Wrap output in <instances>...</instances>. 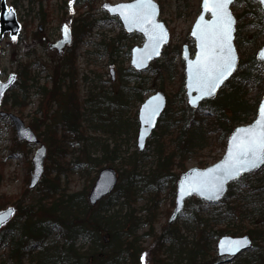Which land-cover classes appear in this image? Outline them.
I'll return each instance as SVG.
<instances>
[{"label":"rangeland","instance_id":"rangeland-1","mask_svg":"<svg viewBox=\"0 0 264 264\" xmlns=\"http://www.w3.org/2000/svg\"><path fill=\"white\" fill-rule=\"evenodd\" d=\"M106 1L118 3L131 0H93V9H90L89 4H84L83 0H7V3L16 10L18 20L22 24V29L17 40L11 39L7 33L2 39L0 50L2 80L7 79L11 73H16L18 77L11 91L19 89L20 76L16 71L18 59L21 62L29 63L31 75L36 76L41 86L49 82L47 86L51 87L53 80L52 78L50 79V74H53L58 53L55 49L51 50L48 43L55 42L61 38L62 26L64 24L72 28L71 24L78 17V11L83 14L90 10V13L93 14V20H98L90 35L85 37L77 48L69 53V57L76 58L78 67L77 85L79 100L82 102V107H84L82 112L85 113L83 114L84 119H82L85 139L77 143L78 141L72 135L68 137L66 140L68 153L62 161L65 172L61 173V181L66 183L67 190L69 192L83 190L87 193V200L94 184L92 182L95 181L101 169L106 167L114 168L118 172L119 183H121L122 176H124L123 179L126 177V167L122 164L127 162L135 153H142L143 156H140L138 167L133 172L134 175L150 177L155 172L158 161L157 143L153 137L148 140L143 152L138 150L137 132L139 124L136 126V120L141 102H138L136 97L134 99L133 97L129 98L130 88L138 84H136L137 82H129L126 77L127 72H125V69L130 67L132 47L142 45L144 39L139 33L126 34L120 22H117V17H112L103 10L102 5ZM156 1L161 8L160 18L166 23L170 31V43L165 46L161 57L154 60L146 71L140 73L142 84L138 85V90H142L143 99L148 98L157 91H163L167 97V107L165 110L169 108V105H172L174 114L175 111L177 112L174 115L177 124L164 131L163 138L165 147L173 150L176 155V158H172L169 162L172 172L175 174L179 173L180 175L191 167L204 168L220 160L224 155L227 139L232 132L230 134L226 133L221 140H218L217 137L222 131L218 127L215 129L212 126L213 115H210L204 109L200 112V116H198V118H202V120L198 119L199 122L196 120L191 121V123L188 122L194 117L193 114H188L186 119L181 118L183 113L181 108L187 104L186 98V102L181 104L180 95H178V89L183 80L182 73L183 77H185L184 62L181 58V51L180 54L175 53V51L177 48L182 49L184 44H188L193 56L195 47L193 39L189 36V32L199 15L201 0ZM232 10L236 17L237 15H242L247 10L239 21L237 17V24L241 28V37L237 36L235 40L239 59L244 62L248 57L256 55L260 46L264 44V10L257 1H253L251 7H248L244 2H236L232 5ZM43 15H45V21L41 20ZM39 26L42 28L38 29ZM102 44H104V47ZM169 48H172V50L168 55H165V52ZM153 65L162 66L160 74L151 71ZM258 70L260 75L264 76V67L258 66ZM53 77L56 79V75ZM247 84V87H249L247 98L253 100L259 94L260 87H263L264 81L260 82V84H257L255 81ZM35 89H30L28 105L19 109H9V107L3 108L1 106L0 110L21 116L26 125L31 126L40 137L41 142L46 145L47 156L45 159L44 176L47 170L49 148L43 133L49 120L46 114L47 107L37 112L44 99V95L40 90L36 93ZM119 91L123 92V98L124 100L126 98L127 105L117 106L115 103V96ZM49 95L51 96L52 93L47 94V96ZM58 108L59 106H57ZM54 109L55 107H51L49 114ZM230 116H232L231 113ZM247 123L249 122L239 121L234 125H245ZM38 124H40L39 127H37ZM160 124L158 123L155 131L161 128ZM198 125H201V129L205 133L204 137L207 140L206 144L202 145V148H200V145L203 144L201 135L197 134L198 138L196 137L190 144L188 139ZM183 126H185V129H183ZM163 130L161 129L159 133ZM61 133L62 130H59L58 136ZM57 138L59 141H62L60 137ZM150 141L151 143H149ZM37 147V144L31 145L18 140L11 121L0 117V200H2L0 202V206L2 205L0 210L8 206H16L18 208L16 203L20 201L21 203L30 204L42 198L41 193H39L41 182L35 188L29 187L33 172L32 158ZM111 152L120 155V158L114 160L111 166L106 161L98 167L90 161V158H96L99 162L111 160ZM184 157L185 161L182 159ZM73 163L78 165H73ZM180 163H183L185 167L180 168ZM73 166L74 168L71 170L70 167ZM81 169H86L89 173L81 172ZM183 169L184 171H182ZM163 174L166 177L161 175L160 178L162 179L155 189L149 190L146 188V183H144L146 180H141V184L136 186V190L134 189V202L128 207L123 206L124 213L127 211L131 212L134 219H139L141 222L150 217V224H144L138 231L143 236L141 245L143 247H150L149 259L145 258L148 264H155V259L159 255L156 249H154L152 236L145 235L149 227L150 229L153 228L157 234L170 227L175 229L180 228V233L190 246L194 241H199L201 230L204 228L197 221L194 224L195 219L186 214L187 209L192 205L190 199H197L203 202L199 206V215L203 218H219L218 213H223L228 203L232 205L238 198L237 194L240 188L245 187L243 183V186L234 190L232 187L235 186L237 181L232 182L228 187L224 199L217 203H208L196 197H191L186 200L185 207L179 217L169 223L170 215L175 207L177 179L173 180V176ZM251 174H257L255 177L250 178L252 180L257 176H263L264 167L248 175ZM134 175L131 179L132 182L136 178ZM90 183L92 186L88 187ZM124 183L123 181L121 185H124ZM230 189H233L235 193L226 200ZM262 199L264 200V195ZM118 206H115L113 209H117ZM16 216L17 213L14 219ZM225 225L221 224L220 226L225 227ZM211 229L214 231L218 230L217 227L215 228L212 225L207 226L208 231ZM244 234L247 233L234 235L224 232L219 238L223 235L241 236ZM58 237V230H55L48 241L50 242ZM216 243L217 241H214L212 245L214 246L213 254L215 255H217ZM166 244L169 246L168 242ZM77 245L87 249L90 244L88 240L79 236L77 238ZM253 246L254 242L251 248L240 253V255L250 252ZM181 248H184V246ZM181 248L168 249L170 260L181 257ZM8 250L9 241L7 240L4 246L0 248V262L6 261ZM231 262L230 260H225V258L218 257L216 263L231 264ZM25 263L30 264L27 258L25 259ZM127 264H141V261L137 260V256H132L131 261L128 260Z\"/></svg>","mask_w":264,"mask_h":264},{"label":"trees","instance_id":"trees-1","mask_svg":"<svg viewBox=\"0 0 264 264\" xmlns=\"http://www.w3.org/2000/svg\"><path fill=\"white\" fill-rule=\"evenodd\" d=\"M253 1L255 0H236V2L246 3L248 7H251ZM83 3L89 4L90 9L94 7L93 0H83ZM246 12L247 10L242 15H237L238 21ZM41 20L45 21V15L41 17ZM97 22V19L93 20V14L90 13V10L74 19L72 22L75 37L74 50L85 37L90 35ZM117 22L119 23L118 20ZM240 29V25L237 24L236 36L239 38L241 37ZM123 34L125 35L124 32ZM102 45L104 47V44ZM179 49L177 48L175 53L180 54L181 49ZM171 50L172 48H169L165 55H168ZM17 63L16 71L20 76V83H17L19 89L14 91H11V89L5 94L2 107L19 109L28 105L30 89L36 88V93L40 90L44 95V99L37 112L47 107L46 114L49 121L46 123L43 135L49 148V154L47 170L40 181L41 186L39 187V193H41L42 198L30 204L21 203V201L16 203L18 207L16 218L0 231V248L4 246L7 240L9 241L6 261L0 262V264H26V258L30 264H127L128 260L131 261L132 256H137L138 261H140L141 257L149 259L150 247L141 245L143 236L138 231L144 224H150V217L141 222L139 219H134L131 212L127 211L124 213L123 206L128 207L134 202V189L136 190V186L141 184V180H146L144 183H146V188L150 190L158 187L159 181L162 179L160 177L164 175L163 173L167 176H173V180L179 178V173H173L169 163L172 158H176L175 152L165 147L163 138L164 131L177 124L174 117L177 112L175 111L174 114L172 105H169V108L165 110L159 121L161 128L152 134L153 139H156V151L158 154L155 172L150 177L134 175L133 172L138 167L140 156H143L142 153H135L127 162L122 164L126 167V177L123 179L124 176H122L121 171L122 181L108 195V199L106 200V197L98 204L93 205L87 200V193L83 190L69 192L66 183L61 181V173L65 172L62 161L68 153L66 140L70 135L78 141L73 140L77 143L85 139L82 128V119H84L83 114L85 113L82 112L84 107H82V102H80L78 96L76 58L71 57L68 62L63 64L59 73L58 70H55L53 74H50V79L52 78L53 80V87L47 86L49 82L40 86V81L36 76L31 75V66L28 62H21L18 59ZM258 66L264 67V63L260 62L256 55L248 57L244 62L240 61L236 74L226 83L214 99L204 102L198 110L192 109L187 104L183 105L181 118L186 119L188 114H193L194 117L187 121L189 123L193 120L199 122L198 119L202 120V118H198L200 112L203 109L208 111L214 118L212 126L215 129L218 127L222 131L217 137L218 140H221L226 133L230 134L236 127L234 124L237 122L253 121L256 116L257 106L264 94V84L263 87H260L257 97L250 100L247 98L249 93L247 83L255 81L260 84V82L264 81V76L260 75ZM161 68L162 66L153 65L151 71L160 74ZM125 72H127L126 77L129 82H137L136 84L138 85L142 84V81H140L141 72L131 67L125 69ZM54 75H56V79H54ZM182 79L178 95H180L181 104H184L186 96L183 86V73ZM62 85L66 86V94L63 97L62 95L58 97L56 89H61ZM138 85L130 88L129 98L133 97L134 99L136 97L138 102H142L144 100L143 94L142 90H138ZM48 93H52V95L47 96ZM115 98L117 106L127 105L126 98L125 100L123 98V92L119 91ZM56 102L58 105L54 106ZM57 106H59L58 109ZM51 107H55V109L49 114ZM230 113L232 116H230ZM137 122L138 120H136V126L138 125ZM167 123L169 124L168 126ZM184 127L183 129H185ZM161 129L164 130L159 133ZM195 129L188 138L189 144L199 134L203 140V144L200 145V148H202V145H205L207 141L204 137L205 133L201 129V125H198ZM59 130H62L60 136H58ZM57 137H60L62 141H59ZM111 153V160L99 162L96 158H90V161L98 167L106 161L111 166L114 160L120 158L119 154ZM182 159L185 161V157ZM73 165L78 164L73 163ZM179 167L183 168L185 166L180 163ZM73 168L74 166L70 167L71 170ZM81 172L89 173L86 169H81ZM133 175L136 178L132 182ZM256 175L246 174L237 180L235 186L232 187L234 190L243 186V183L245 187L240 188L237 194L238 198L232 205L228 203L224 212L218 213L219 218H203L199 215V206L203 202L197 199H190L192 205L187 209L186 214L195 219L194 224L197 221V223L204 226L201 230L199 241H194L190 246L180 233V228L170 227L157 234L153 228L150 229L149 227L145 235L152 236L154 249L159 253L155 259V264H217L218 257L213 254L214 246L212 245L224 232L234 235L247 233L254 242L250 252L239 255L232 260L231 264H264V200L262 199L264 195V175L257 176L253 180L250 179ZM123 181L125 183L121 185ZM92 184L90 183L88 187L92 186ZM234 190L230 189L226 200L235 193ZM117 205H119L118 208L113 209ZM0 208H2V205ZM221 224L226 225L221 227ZM209 225L217 227L218 230L214 231L211 229V232L208 231L207 226ZM55 230H58L59 237L49 242L48 240L52 237ZM79 236L88 240L90 245L87 249L77 245ZM167 242L169 246H167ZM182 246L184 248H181ZM179 247L182 249L181 257L170 260L168 249H178Z\"/></svg>","mask_w":264,"mask_h":264},{"label":"water","instance_id":"water-1","mask_svg":"<svg viewBox=\"0 0 264 264\" xmlns=\"http://www.w3.org/2000/svg\"><path fill=\"white\" fill-rule=\"evenodd\" d=\"M236 0H230V3L226 5L227 10L231 14V18L233 21L232 24V32H231V46L233 49V56L235 57V67L234 70L226 75V77L222 80V82L216 87L214 93L211 96L204 95L202 98L197 99L198 97H201V93L195 88L193 84V72L194 67L196 65V62L202 58L203 56V49L201 47V39H200V31L205 28L206 25L211 24L214 20L212 12L210 10H205L203 7L204 0H201L200 2V12L197 16L190 32L189 36L194 41V47L195 52L193 56L191 55V50L188 44H184L182 46V53L181 58L184 61V71H185V82H184V89L185 94L187 97V103L188 105L193 108L197 109L201 102L215 98L218 94V92L221 90V88L225 85V83L231 79L235 73L238 70L239 66V53L237 51V47L235 44V38H236V32H237V18L232 10V4ZM260 4V6L264 9V0H257ZM136 0L131 1H125V2H118V3H110V2H104L102 5L103 10H105L110 16L117 17L123 27V30L127 34L132 33H139L143 36V43L142 45H135L131 49V61L130 66L135 69L136 71L143 72L146 71L150 64L161 57L162 52L170 43V31L167 27L166 23L161 19L160 20V14H161V8L159 3L156 0H152V4L155 6V15L153 17V21L156 24H159L161 26L160 29H157V31H162L164 34V39L160 42L159 47L157 48L156 52L151 55L150 58L145 59V50L148 49L149 51L151 46V40L149 38V33L152 29V25L145 24L143 26L137 25V24H129L125 21L123 16L120 14V8L121 5H128L135 3ZM203 17V19H201ZM200 25V28H197V25ZM142 28L144 30H142ZM22 29V24L18 20L17 12L14 9L13 6H10L7 3V0H1L0 2V50H1V43L4 36L8 33L10 38L13 40H17L20 36ZM63 32V40L56 43L53 46H58L60 49L62 48V45L66 43V41L72 40V35L70 33L69 27L64 24L62 28ZM67 30V31H66ZM193 33H196L195 35ZM262 53H264V45L258 50L256 57L259 61L264 62V58H262ZM113 73V72H112ZM17 80V74L11 73L9 74L8 78L6 80L1 79V64H0V107L2 104V100L6 92L10 90V88L14 85V83ZM196 100L195 103H190V101ZM264 105V94L261 98V101L257 107L256 117L255 119L248 124L245 125H239L235 127L233 132L230 134V136L227 139V144L225 148L224 155L220 160H218L216 163L209 165L204 168L200 167H191L187 169L185 172H182L177 183H176V198H175V207L170 215L169 223L176 220L180 213L183 211L185 207V202L188 198L196 196L199 199L208 202V203H217L224 199L226 196V193L228 191L229 184L239 178H241L243 175L257 171L264 167V164H261L260 166L252 169L251 171H245L242 172L237 178L235 179H229L223 184V190L219 192L218 195H212L209 192L200 193L194 190V185L198 184L200 181L204 179H211L213 175H216L218 173H215L214 170L219 168L221 165L224 164V162L228 159V152L230 149H234V138L240 136V133L238 130L240 129H246L250 126L255 125L258 119H260V109L261 106ZM158 106V107H157ZM167 107V97L166 94L163 91H157L148 98H146L142 104L140 105V108L138 110V122H139V128H138V134H137V146L139 148V151H144L147 145V141L150 139L153 130L156 128L158 121L160 117L162 116V113ZM156 108L157 111L155 115L151 116V119H149V114L152 112V109ZM0 116L2 117H8L16 130V135L20 141H25L30 144H39V147L35 150L34 156L32 158V164H33V172L31 174V179L29 183L30 188L36 187V185L39 183L40 179L42 178L44 172H45V159L47 156V147L44 143L40 142V138L38 137L37 133L34 131V129L26 125L24 119H22L20 116L7 111L0 110ZM118 183V174L117 171L114 168L106 167L100 170L98 173V176L95 180V183L89 193V202L91 204H96L98 201H100L103 197L107 196L109 193H111L114 188L116 187ZM16 206H8L5 209L0 210V214H3L0 216V231L7 226V224L14 218L16 214ZM236 242L240 243V246L237 250V244ZM252 238L248 234H244L241 236H233V235H223L221 236L216 244L217 248V254L220 257H227V260H232V258L240 255V253L248 250L252 246ZM141 264H148L146 259L143 257L141 258Z\"/></svg>","mask_w":264,"mask_h":264},{"label":"snow or ice","instance_id":"snow-or-ice-1","mask_svg":"<svg viewBox=\"0 0 264 264\" xmlns=\"http://www.w3.org/2000/svg\"><path fill=\"white\" fill-rule=\"evenodd\" d=\"M228 3L230 0H204V9L212 12L214 20L200 31L203 56L196 62L193 72V84L201 93V97L197 99L204 95L211 96L216 87L235 67V57L230 43L233 21L226 7ZM119 8L120 14L127 23L141 26L152 25L149 33L151 50L146 49L144 56L145 59L150 58L164 39L163 32L157 31L161 26L153 21L155 6L152 4V0H136L133 4L121 5ZM197 28H200L199 24ZM142 30L144 29L142 28ZM262 58H264V53H262ZM195 102L196 100L190 101V103ZM156 111V108L152 109L149 119L155 115ZM238 131L240 136L234 138V149L229 150L228 159L214 170L218 174L194 185L195 191L218 195L223 190L224 182L235 179L242 172L251 171L264 164V105L261 106L260 119L255 125ZM2 215L0 214V216ZM236 244L238 250L240 243L236 242Z\"/></svg>","mask_w":264,"mask_h":264},{"label":"flooded vegetation","instance_id":"flooded-vegetation-1","mask_svg":"<svg viewBox=\"0 0 264 264\" xmlns=\"http://www.w3.org/2000/svg\"><path fill=\"white\" fill-rule=\"evenodd\" d=\"M78 11V17L81 16L82 14ZM86 13V12H85ZM72 25V28L71 29V35H72V40L71 41H66V43H64L62 45V48L60 49L58 46H53L55 45L56 43L60 42L63 40V32H62V35H61V38L57 39L55 42H51V43H48V46L51 50L55 49L58 53V56H57V60L55 62V67L53 69V73L55 72V70H58V73L60 72L63 64H65L66 62H68L70 60L71 57H69V53L71 51L74 50V45H75V37H74V25ZM42 27L39 26L38 29H41ZM63 30V29H62ZM72 47V49L70 48ZM44 85V84H43ZM41 86V84H40ZM51 87H53V81L51 82ZM57 92V96L58 97H62L66 94V86L65 85H62L61 89H56ZM41 92V91H40ZM42 93V92H41ZM78 96H79V90H78ZM58 105V103H54V106Z\"/></svg>","mask_w":264,"mask_h":264}]
</instances>
